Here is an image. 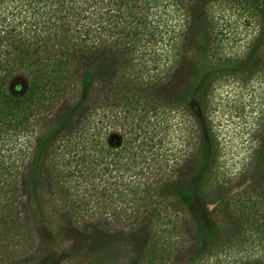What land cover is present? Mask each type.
Returning <instances> with one entry per match:
<instances>
[{"label": "trees", "instance_id": "16d2710c", "mask_svg": "<svg viewBox=\"0 0 264 264\" xmlns=\"http://www.w3.org/2000/svg\"><path fill=\"white\" fill-rule=\"evenodd\" d=\"M199 171L219 251L261 264L264 0H0V264L35 221L86 225L80 264H177Z\"/></svg>", "mask_w": 264, "mask_h": 264}, {"label": "rangeland", "instance_id": "374dc122", "mask_svg": "<svg viewBox=\"0 0 264 264\" xmlns=\"http://www.w3.org/2000/svg\"><path fill=\"white\" fill-rule=\"evenodd\" d=\"M236 142L238 141L235 140V145ZM233 150L238 151L239 148L233 147ZM201 175L199 171L187 177L188 181H183L176 193L180 207L190 218V230L193 236L192 240L190 237L191 242L182 249L183 257L177 264H231L228 263L231 256L223 255L219 251V246L226 239L233 237V233L223 230L216 223L215 204ZM226 196L228 194L224 195ZM86 228V225L84 229H78L70 225L64 227L59 223L45 225L36 221L31 222L28 230L39 236L31 251L24 249L25 247L21 248L15 241L8 244L10 248H7V252H11V259L14 261L18 259L19 264H76L79 258L80 262L86 261L101 244L99 240H93L88 235L90 232L85 230ZM59 236L61 240L58 239ZM29 257L32 258L24 260ZM141 258V254L134 256L131 254L130 257L124 259L123 264H139ZM22 260L24 261L21 262ZM79 261L78 264H80ZM237 262L238 260L235 264ZM3 264H12V261H4ZM261 264H264V259Z\"/></svg>", "mask_w": 264, "mask_h": 264}]
</instances>
